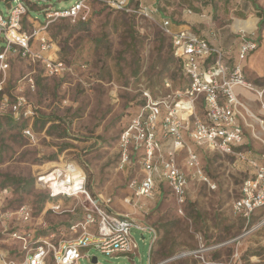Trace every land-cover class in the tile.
Returning a JSON list of instances; mask_svg holds the SVG:
<instances>
[{"label": "rangeland", "instance_id": "374dc122", "mask_svg": "<svg viewBox=\"0 0 264 264\" xmlns=\"http://www.w3.org/2000/svg\"><path fill=\"white\" fill-rule=\"evenodd\" d=\"M24 1L29 8L24 28L44 35L52 44L45 55L60 58L68 69L54 75L42 61L13 53L10 67L0 72V185L8 177L26 183L20 188L8 182L9 195L0 211V249L12 257L21 247L5 228L9 232L26 228L39 235L55 233L56 239L74 234L70 226L84 219L88 198L48 200V189L38 178L75 163L84 170L93 198L110 199L115 210L157 228L151 256V235L145 233L143 239V232L133 228L138 244L135 255L110 256L85 248L98 260L95 263L84 257L79 264H150V259L151 264H264V209L249 223L233 210L243 180L252 170L247 161L212 152L184 132L185 147L174 153L177 165L188 172L189 150L195 151L211 183L192 180L183 204L166 182L158 185L155 199L138 201L130 180L143 177L139 157L133 154L131 164L120 166L121 136L144 104L143 90L156 99L171 91L165 87L167 80L173 90L185 84L172 39L160 21L101 3L92 4L86 21L58 14L47 19L44 6L52 5L54 9L48 12H55L70 8L77 0ZM0 7L6 10L4 0ZM259 32L264 39V26ZM4 46L0 40V51ZM35 46L40 50L39 44ZM245 79L252 89L245 88L243 101L250 109L257 108L260 104L255 98H262L260 92L264 99V78L248 71ZM19 96L26 98L27 105L16 116L10 106ZM40 116L51 120L42 125L36 122ZM9 118L27 123L31 134L8 123ZM161 137L162 154L169 157L171 141L169 136ZM245 139L239 149L264 156L261 124L254 121L245 130ZM260 162L264 163L263 158ZM56 201L61 211L51 208ZM23 205L33 210L28 223L18 214Z\"/></svg>", "mask_w": 264, "mask_h": 264}, {"label": "built area", "instance_id": "2783aa9c", "mask_svg": "<svg viewBox=\"0 0 264 264\" xmlns=\"http://www.w3.org/2000/svg\"><path fill=\"white\" fill-rule=\"evenodd\" d=\"M4 1L6 10L0 7V40L5 42L0 51V72L10 67L9 57L17 53L33 61H42L51 74L64 73L68 67L63 60L45 55L52 47L51 42L39 31L30 32L24 28V18L29 13L27 3L24 0ZM47 1L28 0L31 4ZM93 3L153 18L151 11L132 5L130 0H77L70 8L55 9V12H48L54 9L52 5L44 6V12L47 19L58 14L74 21H86ZM160 25L172 39L173 54L180 62L185 84L173 90L172 82L167 80L165 87L171 91L156 99L149 90H143L144 104L121 136L120 166L131 164L133 154L139 157L143 177L130 180L138 201L155 199L158 185L166 182L179 204H183L192 180L210 182L195 151L189 150L188 172L175 161L174 153L185 147L183 134L189 132L195 144L212 152L233 154L247 161L252 168L233 203L234 212L249 223L264 209V163L251 155V151L239 148L246 144L245 129L253 126L254 120L264 130V118L252 112L240 98L237 88L252 89V84L245 79L243 62L259 47V36L255 32L242 31L238 56L232 62L225 49L212 45L201 35L191 30L173 31L171 19L162 20ZM36 43L40 50H36ZM260 95L262 97L263 92ZM26 105V98L19 96L11 104L10 111L17 116ZM24 133L31 134V129L26 128ZM161 136H169L171 141L169 157L162 154ZM38 181L54 199L86 196L90 205L84 206V219L70 226L74 234L69 238L56 239L55 233L39 235L35 229L20 228L9 232L5 228L4 232L20 241L21 247L12 252V257L0 249V264H79L81 258H94L85 248H95L110 256L120 253L135 255L138 244L132 234L133 228L143 232V239L145 233L151 235V256L157 228L115 210L110 199L100 201L95 196L93 198L87 189L84 170L75 163L45 173ZM9 189L0 186V211ZM51 208L61 211V204L53 202ZM18 214L24 223L33 219V210L27 205H23Z\"/></svg>", "mask_w": 264, "mask_h": 264}, {"label": "crops", "instance_id": "0c3cea01", "mask_svg": "<svg viewBox=\"0 0 264 264\" xmlns=\"http://www.w3.org/2000/svg\"><path fill=\"white\" fill-rule=\"evenodd\" d=\"M130 2L151 11L155 20L161 22L167 18L171 19L173 31L191 30L206 38L212 45L225 49L232 62L238 56L241 32H255L259 36L260 44L243 62V69L245 74L251 71L264 78V39L259 32L264 26L262 25L264 0H130ZM216 17L218 18L215 19ZM237 92L243 100L246 95L245 88L238 87ZM255 99L260 105L251 110L264 118L263 96L259 100ZM255 156L264 160V156L257 154Z\"/></svg>", "mask_w": 264, "mask_h": 264}, {"label": "trees", "instance_id": "16d2710c", "mask_svg": "<svg viewBox=\"0 0 264 264\" xmlns=\"http://www.w3.org/2000/svg\"><path fill=\"white\" fill-rule=\"evenodd\" d=\"M264 24V20H262V25ZM51 119H50V117H44V116H40L37 120H36V122L37 123H42V125H45L48 121H50ZM8 123H13L12 125H19L20 127H21V129H22V131H23V133H24V130L26 129V128H28V124L27 123H20L19 124V122H18V120H15V119H13V118H9V120H8ZM8 182H14L15 184H17L18 185V187H20V188H25V184L26 183H24L23 182V180L21 179V178H17V177H11V178H6L3 182H1V187H10V185L8 184ZM32 183L34 182V180H32L31 181ZM46 198L48 199V200H52V201H54L55 199L54 198H52L50 195H49V193L47 194V196H46Z\"/></svg>", "mask_w": 264, "mask_h": 264}, {"label": "water", "instance_id": "95a60500", "mask_svg": "<svg viewBox=\"0 0 264 264\" xmlns=\"http://www.w3.org/2000/svg\"><path fill=\"white\" fill-rule=\"evenodd\" d=\"M92 261L96 263L97 262V257H94Z\"/></svg>", "mask_w": 264, "mask_h": 264}]
</instances>
